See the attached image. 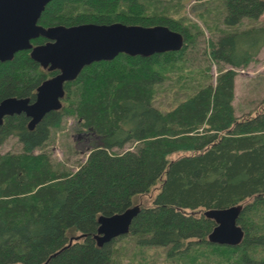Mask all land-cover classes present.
I'll return each mask as SVG.
<instances>
[{
    "label": "trees",
    "instance_id": "16d2710c",
    "mask_svg": "<svg viewBox=\"0 0 264 264\" xmlns=\"http://www.w3.org/2000/svg\"><path fill=\"white\" fill-rule=\"evenodd\" d=\"M173 5L174 0L46 5L39 20L46 26L164 24L183 33L185 43L178 50L120 52L86 65L65 82L62 107L34 128L24 112L5 116L0 145L16 136L22 150L0 152V264H123L126 255L125 264H155L161 252L170 264H264V99L254 115L239 117L234 105L237 68L257 60L264 47V24L239 25L259 20L264 0H223L229 29L208 40V54L219 68L216 82L164 111L155 104L157 87L195 40V24L174 15ZM58 72L35 60L31 49L19 50L0 62V101L35 99L38 86ZM69 115L100 142L76 171L60 168L46 151L36 152ZM140 195H151L152 202L141 204ZM239 203L241 243L211 242L216 222L204 211ZM133 206L140 210L129 233L99 244L100 216Z\"/></svg>",
    "mask_w": 264,
    "mask_h": 264
},
{
    "label": "water",
    "instance_id": "95a60500",
    "mask_svg": "<svg viewBox=\"0 0 264 264\" xmlns=\"http://www.w3.org/2000/svg\"><path fill=\"white\" fill-rule=\"evenodd\" d=\"M51 0H0V62L11 59L23 49L49 69H59L37 88L36 98L10 96L0 101V125L5 116L26 113L29 127L34 128L50 111L62 107L65 82L75 79L83 68L98 60L113 59L120 52L149 55L178 50L185 43L183 33L164 24L142 25L121 21L112 23L84 22L74 25L44 26L39 23ZM46 37L45 43L32 39ZM243 204L213 207L204 211L216 222L208 235L213 243L238 245L245 236L238 222ZM139 206L99 218V244L129 233Z\"/></svg>",
    "mask_w": 264,
    "mask_h": 264
},
{
    "label": "rangeland",
    "instance_id": "374dc122",
    "mask_svg": "<svg viewBox=\"0 0 264 264\" xmlns=\"http://www.w3.org/2000/svg\"><path fill=\"white\" fill-rule=\"evenodd\" d=\"M223 6V0H174L171 8L176 11L173 14L185 18L189 24L191 22L189 19L195 24L194 27L192 26L195 40L186 51L185 60L172 70H168L167 77L157 87L155 104L162 110L172 108L185 96L194 93L205 84L216 82L219 68L208 54V40L210 37L216 38L221 32L229 29L223 23ZM257 24H264V13L257 21L244 19L239 28ZM237 71L235 113L239 117L249 113L254 115L260 110L259 107L264 99V47L258 54L257 60L252 61L247 67L237 68ZM94 139L93 134L80 129L74 115H69L64 117L59 127L53 128L44 148L37 149L36 152L46 151L60 168L76 171L86 161L93 145L100 144ZM21 150L22 142L16 136H10L0 145L2 153ZM178 155L175 152L170 157L174 158ZM137 201H141V204H150L152 196L140 195ZM129 252L131 250L128 247ZM128 260L129 257L126 255L122 263L125 264ZM155 264L170 263L161 252L160 256L155 258Z\"/></svg>",
    "mask_w": 264,
    "mask_h": 264
},
{
    "label": "flooded vegetation",
    "instance_id": "af4514ba",
    "mask_svg": "<svg viewBox=\"0 0 264 264\" xmlns=\"http://www.w3.org/2000/svg\"><path fill=\"white\" fill-rule=\"evenodd\" d=\"M40 20V19H39ZM39 23H40V21H39ZM40 24H42V25H44L43 23H40ZM44 26H46V25H44ZM51 26V25H50ZM46 38V37H45ZM38 44H40V43H38ZM10 97V96H9ZM18 97H23V96H18ZM34 99H31V101H33Z\"/></svg>",
    "mask_w": 264,
    "mask_h": 264
}]
</instances>
